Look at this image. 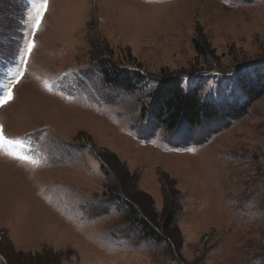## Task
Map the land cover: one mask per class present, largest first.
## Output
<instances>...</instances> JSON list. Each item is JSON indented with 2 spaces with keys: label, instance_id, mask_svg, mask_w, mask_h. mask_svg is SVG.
Returning <instances> with one entry per match:
<instances>
[{
  "label": "rangeland",
  "instance_id": "obj_1",
  "mask_svg": "<svg viewBox=\"0 0 264 264\" xmlns=\"http://www.w3.org/2000/svg\"><path fill=\"white\" fill-rule=\"evenodd\" d=\"M31 3L0 0V126L35 160L0 150V264H264V94L202 128L149 116L166 75L205 101H249L264 0H48L35 31ZM103 62L143 81L123 90Z\"/></svg>",
  "mask_w": 264,
  "mask_h": 264
},
{
  "label": "trees",
  "instance_id": "obj_2",
  "mask_svg": "<svg viewBox=\"0 0 264 264\" xmlns=\"http://www.w3.org/2000/svg\"><path fill=\"white\" fill-rule=\"evenodd\" d=\"M201 39L203 40L204 35L200 33ZM200 40L195 41V46L200 54L205 53V43H201ZM101 71L107 78L109 82H112L115 86L121 89H131L133 90L137 85H139L143 80L142 77L136 75V77L128 76L123 74L118 69H109V62H103L100 65ZM258 82V81H257ZM262 85H256L254 82L249 84L247 90L249 101L243 105H230L229 102H216L212 100L205 101L199 94V90L195 89L191 93H187L183 87V81L181 75H166L164 76L158 86V89L154 95L152 107L149 111V116L153 118L161 128L167 131H176L183 128H202L206 124L218 120V119H233L239 118L247 113L249 107L252 103L261 98L264 94V82L261 81ZM108 163V162H107ZM119 170V169H118ZM121 170H119L120 172ZM119 172L116 171L117 178L119 177ZM142 198L149 199L145 194ZM130 210L134 212V205L132 202L128 203ZM173 215L168 218V224L171 226L173 221ZM142 223V221L140 222ZM144 231L149 232L145 229L146 223L144 222ZM153 231L149 232V236H153ZM176 232V231H175ZM173 234V235H172ZM169 238L165 237V240H170L174 245H177V241L180 236L173 231ZM50 253L44 252V254H13L15 259H7L9 264H21L19 262L20 258H27L31 260V264H52L47 259ZM17 258V259H16ZM19 259V260H18ZM17 260V261H16ZM58 261V259H56ZM30 263V262H27ZM23 264V263H22Z\"/></svg>",
  "mask_w": 264,
  "mask_h": 264
},
{
  "label": "snow or ice",
  "instance_id": "obj_3",
  "mask_svg": "<svg viewBox=\"0 0 264 264\" xmlns=\"http://www.w3.org/2000/svg\"><path fill=\"white\" fill-rule=\"evenodd\" d=\"M48 7V0H32L31 3V10L28 13V19L31 22V26L33 30H38L39 26L41 25V21L43 18V15ZM35 45L29 39L24 44V50L25 55L27 53L31 52L32 48H34ZM23 67V61L20 63V68ZM20 68H17V72L20 71ZM10 87V84H9ZM12 99V96L10 93L5 92L0 94V107H3L6 103H8ZM25 141L22 139H6L3 132V127L0 126V150L4 151V154L9 156L10 158L16 159L21 163H29V164H35V160L32 159L31 155H16L15 151H9L8 149H18L19 151L23 152L25 149ZM7 146L5 148L4 146Z\"/></svg>",
  "mask_w": 264,
  "mask_h": 264
}]
</instances>
